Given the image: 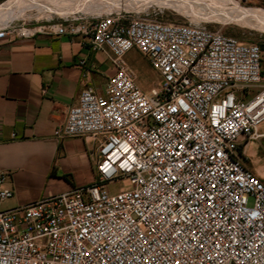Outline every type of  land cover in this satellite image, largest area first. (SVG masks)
<instances>
[{
  "label": "built area",
  "instance_id": "1",
  "mask_svg": "<svg viewBox=\"0 0 264 264\" xmlns=\"http://www.w3.org/2000/svg\"><path fill=\"white\" fill-rule=\"evenodd\" d=\"M38 32L86 36L115 72L101 93L84 85L54 130L97 143V181L0 208V264H264V183L244 163L264 135L259 44L119 12L8 23L0 39ZM131 49L159 75L147 93ZM11 196L0 172V204Z\"/></svg>",
  "mask_w": 264,
  "mask_h": 264
},
{
  "label": "crops",
  "instance_id": "2",
  "mask_svg": "<svg viewBox=\"0 0 264 264\" xmlns=\"http://www.w3.org/2000/svg\"><path fill=\"white\" fill-rule=\"evenodd\" d=\"M114 72L111 60L92 51L83 35L0 39V172L12 190L0 208L97 181V143L81 136L60 140L54 130L84 85L101 93Z\"/></svg>",
  "mask_w": 264,
  "mask_h": 264
},
{
  "label": "rangeland",
  "instance_id": "3",
  "mask_svg": "<svg viewBox=\"0 0 264 264\" xmlns=\"http://www.w3.org/2000/svg\"><path fill=\"white\" fill-rule=\"evenodd\" d=\"M7 5L12 12L0 17V28L6 25L4 21L26 28L62 22L71 16L97 18L117 12L131 17L147 16L167 22L198 24L243 42L259 44L264 66V0H0V10ZM16 8L25 11L13 12ZM246 12L262 21L247 16ZM125 59L136 73L137 85L147 93L159 79L157 71L136 49L128 51ZM255 91L256 88H252L250 93ZM261 128L264 132V124ZM244 163L264 183V135L247 144ZM127 186L125 180L107 183L109 191Z\"/></svg>",
  "mask_w": 264,
  "mask_h": 264
},
{
  "label": "bare ground",
  "instance_id": "4",
  "mask_svg": "<svg viewBox=\"0 0 264 264\" xmlns=\"http://www.w3.org/2000/svg\"><path fill=\"white\" fill-rule=\"evenodd\" d=\"M50 1V0H49ZM79 1V0H78ZM157 1V0H156ZM226 1V0H225ZM82 2V1H81ZM73 3V2H72ZM72 5V4H71ZM76 5V4H75ZM82 6V5H81ZM118 6V5H117ZM9 7H10V5H7V6H5L3 9H1L0 10V17H2V16H7V14L8 13H10V12H12V11H10V9H9ZM77 7V6H76ZM83 7V6H82ZM93 7V6H92ZM97 7V6H96ZM42 8V7H41ZM40 9V8H39ZM78 9V8H77ZM81 9V8H80ZM107 9V8H106ZM50 10H52V9H50ZM49 10V11H50ZM21 11H25L24 9H21V8H16L15 9V11H13V12H21ZM102 11V10H101ZM95 12V11H94ZM247 13V16L248 15H251L253 18H255L256 20H259L260 18H258L257 16H255V15H253L252 13H250V12H246ZM1 19H3V18H1ZM261 20V19H260ZM262 21V20H261ZM7 24L8 22H6V21H4V24Z\"/></svg>",
  "mask_w": 264,
  "mask_h": 264
},
{
  "label": "trees",
  "instance_id": "5",
  "mask_svg": "<svg viewBox=\"0 0 264 264\" xmlns=\"http://www.w3.org/2000/svg\"><path fill=\"white\" fill-rule=\"evenodd\" d=\"M260 46V45H259ZM261 48V47H260Z\"/></svg>",
  "mask_w": 264,
  "mask_h": 264
}]
</instances>
